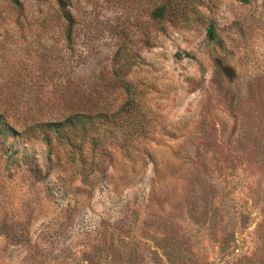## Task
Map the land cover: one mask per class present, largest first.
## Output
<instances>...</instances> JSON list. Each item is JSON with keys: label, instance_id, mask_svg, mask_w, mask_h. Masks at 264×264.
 Masks as SVG:
<instances>
[{"label": "rangeland", "instance_id": "374dc122", "mask_svg": "<svg viewBox=\"0 0 264 264\" xmlns=\"http://www.w3.org/2000/svg\"><path fill=\"white\" fill-rule=\"evenodd\" d=\"M63 1L0 0V264H264V0Z\"/></svg>", "mask_w": 264, "mask_h": 264}, {"label": "trees", "instance_id": "16d2710c", "mask_svg": "<svg viewBox=\"0 0 264 264\" xmlns=\"http://www.w3.org/2000/svg\"><path fill=\"white\" fill-rule=\"evenodd\" d=\"M10 1L17 7L21 6L20 0ZM245 1L248 2L249 0ZM59 3L61 5V11L64 13V17L68 22V29L70 31L73 28V17L70 14L69 10H67L66 8L67 3L63 0H59ZM186 3V0H174V2H172L171 0H166V2L160 4L154 9L153 18L161 21L166 20L167 18L172 20L173 15L175 14L174 11H184V6ZM169 13L172 14V16L169 15ZM206 30V40L209 43H216L219 40V36L215 25L213 23H210L207 26ZM176 57H181V55L178 54V56ZM185 57L192 58V56L187 53L185 54ZM106 108V106H104V108L95 107V109L85 111L68 107L62 112L60 111L59 113L53 114L46 121L39 123L38 126L41 127L40 133L44 134V140L50 147L51 137L47 133V130L49 132L58 134L59 138L68 140L69 142L71 141V136L68 133L71 131L77 132L79 129H81L83 132V137H89V130L92 128V126H94L95 122H97L98 120L101 122H105L109 118V113ZM2 119L3 118L0 115V139L7 140L13 135L17 136L18 132L8 124H5ZM11 149H13V146H9L6 152L9 153V150Z\"/></svg>", "mask_w": 264, "mask_h": 264}]
</instances>
